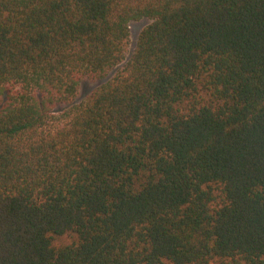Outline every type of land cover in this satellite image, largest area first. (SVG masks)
Instances as JSON below:
<instances>
[{
  "label": "trees",
  "instance_id": "trees-1",
  "mask_svg": "<svg viewBox=\"0 0 264 264\" xmlns=\"http://www.w3.org/2000/svg\"><path fill=\"white\" fill-rule=\"evenodd\" d=\"M227 263L264 264V0H0V264Z\"/></svg>",
  "mask_w": 264,
  "mask_h": 264
},
{
  "label": "rangeland",
  "instance_id": "rangeland-1",
  "mask_svg": "<svg viewBox=\"0 0 264 264\" xmlns=\"http://www.w3.org/2000/svg\"><path fill=\"white\" fill-rule=\"evenodd\" d=\"M150 23L149 20L147 19H143L141 21H136V22H132L130 27H131V34H132V45L130 48V53L128 55V59H130V57L132 56L138 38L142 32V30ZM122 66L114 69L112 72H110V74L102 80H98V81H92V80H85L82 82L81 84V88H80V93L78 95V98L76 100V102H80L83 99H85L87 96H89L97 87H99L100 85L106 83L107 81H109L117 72V70L119 68H121ZM78 241V238L76 235L74 234H67L64 236H56L54 238V245L56 247H62V246H66V245H70L72 243H75ZM229 264V263H227Z\"/></svg>",
  "mask_w": 264,
  "mask_h": 264
}]
</instances>
